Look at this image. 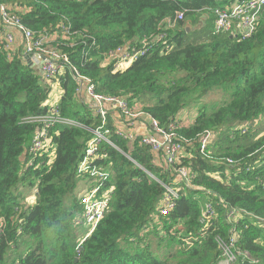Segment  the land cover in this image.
<instances>
[{
	"label": "trees",
	"instance_id": "16d2710c",
	"mask_svg": "<svg viewBox=\"0 0 264 264\" xmlns=\"http://www.w3.org/2000/svg\"><path fill=\"white\" fill-rule=\"evenodd\" d=\"M0 5L39 34L59 33L62 44L96 39L99 48L85 59L79 46L67 50L72 65L92 78L99 93L126 99L163 127L179 118L188 141L180 166L195 175L192 186L184 187L188 192L182 190L175 208L162 217L165 184L177 186L171 167L152 162L150 147L110 136L115 147L106 143L96 163L111 174L105 186L112 189L110 208L78 251L86 235L79 234L82 225L75 220L82 212L77 193L87 179L79 175V163L100 120L76 93L66 68L58 108L70 123L53 128L57 148L51 163L45 155L30 157L38 127L28 119L48 114L53 89L26 57L7 60L0 42V216L8 221L1 264H220L233 239L264 264V134L252 133L256 120L264 124V19L253 38L242 40L215 33L213 17L201 31H188L189 17L220 6L217 0H0ZM179 11L185 19L165 30V19ZM63 26L77 35L67 36ZM161 34L166 37L127 69L101 67L105 52L151 36L157 42ZM218 92L226 96L222 103H202ZM193 108L195 121L186 124L182 111ZM245 124L251 129L231 137L232 128ZM222 129L223 143L211 156L239 160L238 166L216 164L200 153V133ZM35 185L38 195L29 206L23 188L30 192ZM237 211L240 219L230 217ZM153 221L161 230L152 232L155 247L150 235H142Z\"/></svg>",
	"mask_w": 264,
	"mask_h": 264
},
{
	"label": "built area",
	"instance_id": "2783aa9c",
	"mask_svg": "<svg viewBox=\"0 0 264 264\" xmlns=\"http://www.w3.org/2000/svg\"><path fill=\"white\" fill-rule=\"evenodd\" d=\"M203 11L214 16L215 33L230 34L246 40L253 38L260 29L259 24L264 13V0H229L226 5L207 8ZM184 19L185 11H179L174 18L165 19L163 23L165 30L174 28L179 21ZM11 29H15L20 33L21 39L18 40L10 31ZM62 31L66 32V35L70 37L77 35V33L70 32L69 27L63 26ZM53 35H56L57 38L50 44L52 34L48 32L39 34L31 30L23 24L19 15L11 13L9 8L7 9L5 6L0 5V42L4 53H6L7 60H13L20 55L28 57L30 54L43 57L45 60L40 66L41 81L45 85H51V87L57 81L59 82V79L64 76L66 68H69L73 73L77 85L76 93L86 92L89 106L92 107L96 117L100 120L99 127L93 131V137L87 143L85 155L79 163L78 169L79 175L86 177V180L90 183L86 193L79 198L82 212L75 219H79L78 221L82 226L90 227L88 234L78 247L79 251L85 239L99 227L110 208L112 189H106L105 186L111 174L109 170H101L98 164H96L97 161L102 160L101 149L106 143L115 147V144L110 140V136L116 135L131 145H137L136 143H138L141 144V147H150L156 155L154 159L152 158V162L159 166L164 162V165L171 167V173L175 178L177 186L164 183L166 191L162 199L163 207L159 210L162 217L168 215L175 208L176 201L182 190H184V187L189 188L192 186L195 175L191 169L180 166V161L186 155V144L188 143L185 136L180 133L183 127L180 121L175 120L169 127H163L146 112H142L131 106L126 99L99 93L92 78L84 75L77 67L72 65L70 53L67 51L79 46L82 51V58L90 57L99 48L96 39L85 36L81 42L72 39L66 40L67 42L62 44L59 33ZM165 37L166 34H161L157 38L160 39L157 42H153L156 39L151 36L144 38L140 44L130 45L131 43H128L127 45H122L105 52L100 63L101 67L112 68L114 72L123 71L135 61L151 52L157 43ZM58 104L59 102L53 104L47 103L50 108L48 114L29 117L28 122L35 123L38 127L30 145V157L37 158L45 155L48 158V163L54 160L57 147L53 140V128L56 125L70 123L62 117ZM111 111H118L126 119L124 124L130 128L135 127V123L143 119V117L146 118L149 125H151L152 133L143 131V133L139 134L123 131L121 128L111 131L108 126ZM256 125H258L257 120L253 128H256ZM251 127V124L238 125V127L230 130L231 137L238 131L241 134L246 133ZM224 131L225 129L219 130L221 135ZM219 132L205 130L200 133L197 137L200 153L210 161H217L216 164L223 162L228 167L238 166L240 164L239 160L236 161L230 157L214 158L211 156L212 149L214 148L212 144ZM260 185L264 189V182ZM37 195L38 185H35L33 196L25 199L24 203L29 206L33 205L34 201H28L35 199ZM238 213V211L237 213L232 212L230 217L240 219L241 215L238 216ZM212 215L213 213L204 214L207 218ZM7 231L8 221L0 216V240L7 237ZM17 233L18 235L21 234L20 228L17 230ZM238 243L236 239H233L224 246V259L220 264H258L257 259L249 255V253L240 251Z\"/></svg>",
	"mask_w": 264,
	"mask_h": 264
},
{
	"label": "crops",
	"instance_id": "0c3cea01",
	"mask_svg": "<svg viewBox=\"0 0 264 264\" xmlns=\"http://www.w3.org/2000/svg\"><path fill=\"white\" fill-rule=\"evenodd\" d=\"M217 1H218V3L221 6V5H226V3L229 0H221V1L217 0ZM210 17L214 18L213 15H211L208 12H204V11H201V12L197 13L196 16L189 17L191 19H190V21H188V27H187L188 31L190 32L191 30H194V29H196V30L200 29V31H201L202 27L206 25V23L209 21L208 19ZM263 19H264V13H263V16H262V20ZM214 21H215V18H214ZM213 26H214V23H213ZM10 31L16 36V38L18 40L21 39L20 33H18L15 29H11ZM56 38H57L56 35H52L51 38H50L52 40V41H50V44H52L53 40H55ZM44 60L45 59L43 57H39V56H34L33 55L30 58V62H31L30 65L33 64L32 66H34L38 71H40V66L44 62ZM28 64H29V62H28ZM40 73H41V71H40ZM52 89H53V91H52V93L50 95V98H49V100L47 102L49 104L60 102L61 99L64 96V93H65L64 89H62V86L60 85V83L58 81L52 85ZM80 96L82 98H84L86 100V102L89 101L88 96H87L85 91H82L80 93ZM182 112L183 113L181 114L180 117L184 121H186V124H193V122L195 121V118H196L194 116H197V108L193 109V110H190V109L183 110ZM125 120L126 119L123 118V116L118 111H111L110 115H109L108 126H109V128H110V126L113 127L114 130L117 129V128H121L123 131H131L133 133H139V134L143 133V131H145L146 133H152L151 125H149L148 121L144 117H143V119H140L139 121H137L135 123V127H133V128H130L128 125H125L124 124ZM178 121H180L179 118H178ZM258 123H260V122H258ZM222 141H223V138L221 136V133L219 132V134L214 139L212 146L216 147L218 149L220 147V145L223 143ZM80 183L81 184H80V187H79V190H78V193H77V198L78 199L82 195H84L86 193L88 187L90 186V183L85 178H83L80 181ZM23 190L25 191V190H28V189H24L23 188ZM33 194H34V188L31 187V189H30V197L29 198H31V196H33ZM25 199H28V198H25ZM156 218H157V216L154 215L153 219L155 220ZM153 231L161 232V230L158 227H155L154 221L151 224H148V225L145 226V229L143 230L142 235L149 234L150 232H153Z\"/></svg>",
	"mask_w": 264,
	"mask_h": 264
},
{
	"label": "rangeland",
	"instance_id": "374dc122",
	"mask_svg": "<svg viewBox=\"0 0 264 264\" xmlns=\"http://www.w3.org/2000/svg\"><path fill=\"white\" fill-rule=\"evenodd\" d=\"M225 99H226V96L222 95L220 92H218V93H210L209 95H207L206 97L203 98L202 103H208L209 104V103H214V102H218V101H220L222 103ZM193 109H195V108H193ZM193 109H190V110H193ZM194 117H196V116H194ZM252 133H255V135L257 137L262 136L264 134V124L263 123H259L258 125H256L255 131L252 132ZM80 184L81 183H79V185ZM25 192H27L26 198H29L30 197L29 190H25ZM183 192L186 194L188 192L187 188H184ZM33 201H35V199H31L28 202H33ZM89 230H90V227L88 228L86 226H82V228L79 230V234L82 237H84L89 232ZM148 235H150V238H151V241L153 243V246L155 247L156 246V239L154 237L155 235L151 236L152 232H150V234H148Z\"/></svg>",
	"mask_w": 264,
	"mask_h": 264
},
{
	"label": "water",
	"instance_id": "95a60500",
	"mask_svg": "<svg viewBox=\"0 0 264 264\" xmlns=\"http://www.w3.org/2000/svg\"><path fill=\"white\" fill-rule=\"evenodd\" d=\"M31 56H33V55H28V57H26V60H27V62H29V65L31 64V62H30V58H31Z\"/></svg>",
	"mask_w": 264,
	"mask_h": 264
}]
</instances>
